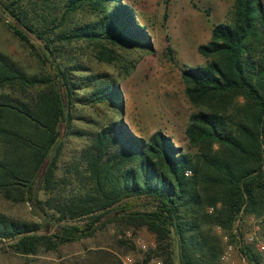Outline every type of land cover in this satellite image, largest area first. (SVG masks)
Wrapping results in <instances>:
<instances>
[{"label": "trees", "instance_id": "1", "mask_svg": "<svg viewBox=\"0 0 264 264\" xmlns=\"http://www.w3.org/2000/svg\"><path fill=\"white\" fill-rule=\"evenodd\" d=\"M24 6V0H0V19L48 70L29 75L0 56V197L31 204L41 224L0 216V244L23 257L55 252L92 237L96 223L112 214L110 220L153 235L151 254L161 264H174L171 236L177 264H221L218 232L250 258L233 227L240 215L264 216V0H233L229 22L214 25L209 42L197 47L203 65L181 70L196 110L184 130L191 154L161 131L145 139L130 133L115 120L121 115L116 81L80 74L87 72L78 59L85 49L108 66L119 62L117 48L152 50L130 6L61 0L42 24ZM80 12L92 19L78 20ZM82 102L105 105L114 118L92 134L74 132L73 109ZM62 129L87 141L81 169L58 168ZM128 199L150 200L154 209L132 212ZM86 218L84 227L66 225ZM49 226L56 227L52 235L39 234Z\"/></svg>", "mask_w": 264, "mask_h": 264}, {"label": "rangeland", "instance_id": "2", "mask_svg": "<svg viewBox=\"0 0 264 264\" xmlns=\"http://www.w3.org/2000/svg\"><path fill=\"white\" fill-rule=\"evenodd\" d=\"M10 1V0H6ZM130 6L137 15V23L144 25L152 50L140 52L127 47L117 48L119 62L108 66L95 61L85 49L78 57L87 72L82 76L98 74L116 81L120 94L121 120L129 132L140 138H147L161 131L172 139L174 146L184 153H193L184 140V130L190 115L196 112L188 102L181 70L203 65L197 47L210 40L211 29L219 23H227L233 0H120ZM61 0H24V8L34 10L32 15L38 23L60 6ZM57 12V10H56ZM34 13V12H33ZM29 15V14H28ZM31 16V15H30ZM29 16V18H31ZM32 19V18H31ZM78 20L92 19L80 12ZM168 48L170 51H168ZM78 50L69 55L78 54ZM0 56L7 58L29 75L45 74L48 65L39 63L25 43L21 42L0 19ZM123 64L132 67L127 73ZM133 65V66H132ZM35 91H30L33 94ZM85 91L78 92L84 99ZM111 108L99 104L78 103L73 109L71 130L94 133L113 119ZM62 150L58 168L66 172L80 168L79 156L87 141L69 136L64 129L60 135ZM69 191V190H65ZM44 199L43 195H39ZM132 212H149L154 203L145 199H128ZM0 216L19 223L41 224L37 210L29 203L14 204L0 197ZM112 214L96 223L92 237L61 245L55 252L40 251L35 256L23 257L9 249V243L0 244V264H161L151 251L155 248L154 237L145 228L133 229L115 219ZM88 218L66 223L67 226L84 227ZM56 227L42 228L39 234L52 235ZM233 233L240 236L239 247L247 250L250 258L243 257L235 245H228L227 235L219 233L224 243L221 264H264V258L257 250V244L264 243V216L255 218L240 215L234 224ZM173 261L178 263L176 240L171 236Z\"/></svg>", "mask_w": 264, "mask_h": 264}, {"label": "built area", "instance_id": "3", "mask_svg": "<svg viewBox=\"0 0 264 264\" xmlns=\"http://www.w3.org/2000/svg\"><path fill=\"white\" fill-rule=\"evenodd\" d=\"M257 250L261 254V256L264 258V243L257 244Z\"/></svg>", "mask_w": 264, "mask_h": 264}]
</instances>
